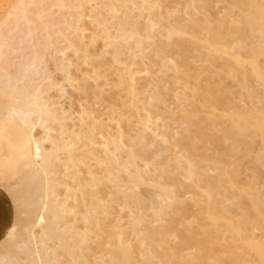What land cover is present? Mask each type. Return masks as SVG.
Masks as SVG:
<instances>
[{
    "label": "rangeland",
    "instance_id": "374dc122",
    "mask_svg": "<svg viewBox=\"0 0 264 264\" xmlns=\"http://www.w3.org/2000/svg\"><path fill=\"white\" fill-rule=\"evenodd\" d=\"M117 1L33 0V3H30L29 0H24L20 5V9H26L25 16L22 17V13L10 9L8 0H0V193L8 202L10 225L0 239V264H33L35 260L36 264H46L49 261L53 262L51 264L57 261L55 264H78L77 259H82L78 261L79 264H116L120 257L117 251V244L120 241L125 243L126 247L130 246L132 258L135 257L133 260L140 264L142 257L138 253L141 247L144 248L143 244L148 242L141 243V237L144 234L145 237L151 236L153 232H161L160 229L166 230L164 237L167 239L165 238L164 246L169 250L179 251L178 256H182L177 260L190 257L196 260L194 264H264L260 254L252 246L256 244L264 247V0H252V3L251 0H197L202 2L145 0L146 3L142 0V2L137 0L140 3L136 0H120L118 3ZM150 9L155 13L154 16ZM125 10H128L127 13L131 11V14L133 11L134 18L131 14L130 16L131 20H134L135 31H132L133 28L125 27L127 29L122 34L124 27L120 25L128 15L127 13L125 15ZM203 22L210 26L205 31H198V26L203 25ZM135 26L139 28L136 29ZM170 28H173L176 34L167 36ZM138 30L141 33H137ZM136 35L139 37L141 35L142 38L134 37ZM197 36L199 38H196ZM107 37L111 42L115 40L114 44L108 41ZM138 43H143L139 44L141 48ZM152 43L157 47L154 48ZM119 45L124 46L121 47L122 51ZM177 45L181 46V52ZM159 46H163V51L159 52V49H162ZM84 48L86 52L83 50L85 54H82ZM166 48L171 50L166 52ZM114 50L117 51L114 53ZM254 68L259 71L260 76L254 73ZM134 92L137 97L133 95ZM29 102L31 106H28ZM25 105L27 109L24 108ZM10 106L15 112L17 109L19 116L16 113L10 118L7 117ZM20 107L24 108V111ZM41 111L42 114L47 113V119L50 120L41 121L38 116L41 115ZM50 114L52 119L49 117ZM53 114L57 116L55 121ZM29 120L34 123L31 138L34 142V138L37 137L35 141H39L38 147L34 145L36 142L32 143L30 133L23 124ZM91 120L96 121L97 125L100 124L103 131L101 128L98 129L99 125L97 129L95 128L97 125H94L93 129L96 130L92 129L95 133L91 136L93 140L96 137L94 140L96 143L91 146L92 149L91 147L83 149L82 146H85L83 143L87 141L82 138L81 133L88 130L84 125L92 122ZM118 128L124 131L123 139L127 140L125 142L122 139L123 152L119 149L116 151L112 146L115 142L110 143L111 145L108 142L116 135L113 140H118L120 137V133L116 134ZM15 131L20 133V146L13 136ZM64 131L67 134H64L66 133ZM78 131H81L80 134H77ZM104 134H109L110 137H107L109 139L104 140L107 136L104 137ZM74 140L78 141V144ZM106 140H108L106 145L111 146H106L109 148L107 152L105 151L107 148L103 149ZM132 143L135 144L132 146ZM78 146L80 148H77ZM17 147L18 150L15 151ZM75 147L78 150L76 153ZM99 147L105 153L112 151L111 153L114 152L115 156L119 157V160H116L120 162L119 165L118 163L116 167L109 165L114 170L108 168V162L104 163L105 155ZM115 147L118 146L115 144ZM35 148H40L39 153L52 154V158L48 156L52 167L43 168L46 162L44 165L42 154H37ZM70 148L75 149L73 153L71 152L72 156ZM129 148L132 151L134 149L131 152L136 158L134 162L130 160ZM120 151L122 154H116ZM84 153H87L86 156ZM93 155H98V159ZM182 155L186 161L182 159L184 158ZM70 156V160L73 158L71 162ZM81 156L86 159H82ZM78 157L82 160L76 161ZM99 159L105 165L102 166L100 162H98L100 165L96 164L94 160ZM187 162L193 171L189 174L193 179L188 178V168L184 166ZM96 165L104 169L106 167L108 169L105 170L111 172L105 174ZM135 167L140 175L136 174L138 171ZM45 168L48 171L43 170ZM38 173L43 177L45 175L46 180L51 179L52 183L48 181L49 185L55 182L53 189L56 193L50 188L53 186L51 185L46 196L53 190L55 194H50L57 196L54 197L58 198L57 202L50 195L53 203L49 201V197L45 200L42 195L40 197L38 193L35 194L38 192L36 188L40 191L38 186L31 189L32 184H36L35 177ZM90 173L94 174L93 177L103 178L100 184L104 181V186L101 185L100 188L97 183L99 181H96L97 187L94 182V186L87 189V192L92 191L91 197L86 188L80 191V187L78 188L80 183L82 186L84 182H90L92 177ZM75 174L79 178L74 179ZM111 174L115 178L110 177ZM21 177L28 182L27 184L24 182L26 190L29 189L28 192L33 190L34 194L33 191L24 194L26 190L25 186L22 187ZM31 180L34 183H30ZM115 181L116 185L119 181L122 187H117ZM29 184L31 188L28 187ZM88 185L85 184L84 187ZM158 186L166 187L173 197L170 196L171 200H166L172 207L162 216L156 214L162 201L160 197L163 198L157 189ZM94 190L96 192H93ZM100 192L104 194L101 193L100 196ZM94 194L97 199L93 198ZM87 195L91 202L89 198L87 202L85 201ZM94 199L102 206L96 202L97 205ZM85 202H89V206ZM61 204L62 210L63 207L65 211L68 210L62 214L66 215L68 212L69 214L67 217H59L61 220L56 221L55 213L52 214L50 209L53 210L54 206L56 209ZM83 204L85 205L82 206ZM28 206L30 213L27 210ZM31 209L37 210L33 212ZM89 213L93 214L90 218ZM70 214L71 216L74 214L75 217H70ZM86 216L90 222L94 219L92 225ZM46 219L52 222H46ZM50 224L57 227L51 225L52 227L48 228ZM84 224L90 225L85 227ZM71 226L74 229L69 228ZM2 228L0 225V231ZM64 229L67 232H63ZM58 231L60 235L54 233ZM167 231H170V235ZM42 232L46 233V236ZM81 233V236L84 235L83 240L86 238L88 240L85 244L83 240H79ZM74 237L79 242L76 243ZM155 237L152 235L149 241ZM72 241L78 247H73L75 244ZM131 246L136 247L135 250ZM80 247L83 252L82 249L78 250ZM153 249V252L156 250L155 254L162 255L159 257L162 262V258H165L164 248ZM196 252L199 255L203 253L201 258ZM77 253L81 255L78 257ZM194 255H198L199 263L197 256Z\"/></svg>",
    "mask_w": 264,
    "mask_h": 264
},
{
    "label": "bare ground",
    "instance_id": "6f19581e",
    "mask_svg": "<svg viewBox=\"0 0 264 264\" xmlns=\"http://www.w3.org/2000/svg\"><path fill=\"white\" fill-rule=\"evenodd\" d=\"M29 1H30V3H33V0H29ZM119 1H120V0H118L117 3H118ZM128 1H129V0H128ZM136 1H137V0H136ZM140 1H141V0H140ZM142 1H143V3L145 2V0H142ZM142 1H141V2H142ZM146 1H147V0H146ZM154 1H155V0H154ZM173 1H174V0H173ZM173 1L171 0L170 2H173ZM87 2H88V1H87ZM112 2H114V1H112ZM125 2H127V1H125ZM134 2H135V1H134ZM137 2H139V1H137ZM152 2H153V1H152ZM156 2H157V1H156ZM161 2H164V1L162 0ZM166 2H167V1H166ZM170 2H169V4H170ZM192 2H194V1H192ZM196 2H202V1H197V0H196ZM8 3H9L8 6L10 7L11 10H13L14 12L22 13V14H21L22 17L25 16L24 13L26 12V11H25L26 9H20V5H22V4L24 3V0H8ZM130 3H131V2H130ZM139 3H140V2H139ZM145 3H146V2H145ZM251 3H252V0H251ZM188 4H189V3H188ZM195 4H196V3H195ZM108 5H109V4H108ZM114 5H115V4H114ZM143 5H144V4H143ZM146 5H147V4H146ZM174 5H177V4H174ZM180 5H181V4H180ZM36 6H37V5H36ZM118 6H119V5H118ZM125 6H126V5H125ZM131 6H132V4H131ZM164 6H165V5H164ZM192 6H194V5H192ZM106 7H107V6H106ZM180 7H182V6H180ZM198 7H199V6H198ZM198 7H197V10H199ZM116 8H117V7H116ZM153 8H154V7H153ZM202 8H204V7H202ZM104 9H105V7H104ZM104 9H103V10H104ZM109 9H110V8H109ZM117 9H118V8H117ZM154 9H155V8H154ZM180 9H182V8H180ZM99 10H100V9H99ZM99 10H98V11H99ZM101 10H102V9H101ZM110 10H111V9H110ZM113 10H114V9H113ZM147 10H148V9H147ZM150 10L152 11V15L155 14V13H153V10H152V9H150ZM255 10H256L257 12L259 11V10H257V8H256ZM108 11H109V10H108ZM108 11H107V12H108ZM116 11H117V10H116ZM127 11H128V10H127ZM127 11L125 10V15H126ZM135 11H136V10H135ZM137 11H138V10H137ZM155 11H156V10H154V12H155ZM161 11H163V10H161ZM182 11H183V10H182ZM185 11H186V10H185ZM185 11H184V13H185ZM195 11H196V10H195ZM199 11H200V10H199ZM112 12H113V11H112ZM130 12H131V11H130ZM130 12L127 13V14H128V15H127L128 18L125 16L126 19L123 20V22H122L121 25H120V26L124 27V29L122 28V29H123V31H122L123 33H122V34H124V31L127 29V28L125 29V27H129V28H131V29L134 27V26H133V21H134V20H133V21L131 20V16H130L131 13H130ZM157 12H158V11H157ZM159 12H160V11H159ZM171 12H172V11H171ZM108 13H109V12H108ZM134 13H135V12H134ZM136 13H137V12H136ZM143 13H144V12H143ZM143 13H142V14H143ZM148 13H149V12H148ZM162 13H163V12H162ZM187 13H188V11H187ZM201 13H202V11L200 12V14H201ZM99 14H101V13L99 12ZM99 14H98V15H99ZM102 14H103V13H102ZM146 14H147V13H146ZM192 14H193V13H192ZM197 14H198V13H197ZM197 14H194V15H197ZM203 14H204V13H203ZM77 15H79V14H77ZM82 15H83V14H82ZM131 15L133 16V11H132V14H131ZM136 15H137V14H136ZM159 15H160V14H159ZM163 15H164V13H163ZM163 15H162V17L164 18L165 16H163ZM168 15H169V13H168ZM168 15H167V16H168ZM170 15H171V13H170ZM79 16H80V15H79ZM123 16H124V15H123ZM149 16L151 17V15H149ZM153 16H154V15H153ZM156 16H157V14H156ZM76 17H77V16H76ZM81 17H82V16H81ZM139 17H140V16H139ZM122 18H123V17H122ZM129 18H130V20H129ZM133 18H134V16H133ZM153 18H154V17H153ZM159 18H160V16H159ZM159 18H158V19H159ZM166 18H168V17H166ZM204 18H205V17H204ZM144 19H145V18H144ZM74 20H75V19H74ZM138 20H139V18H138ZM146 20H147V19H146ZM154 20H155V19H154ZM205 20H206V19H205ZM209 20H210V19H209ZM211 20H212V19H211ZM116 21H118V20H116ZM130 21H132V22H130ZM136 21H137V20H136ZM136 21H135V22H136ZM151 21H152V20H151ZM155 21L157 22V18H156ZM97 22H98V21H97ZM182 22H183V21H182ZM142 23H143V22H142ZM144 23H145V22H144ZM179 23H180V22H179ZM184 23H185V22H184ZM192 23H193V21H192ZM203 23H204V22H203ZM213 23H214V22H213ZM70 24H71V23H70ZM119 24H120V23H119ZM134 24H135V23H134ZM146 24H147V23H146ZM148 24H150V26H151V23L148 22ZM182 24H183V23H182ZM197 24H198V22H197ZM71 25H72V24H71ZM73 25H74V24H73ZM77 25H78V24H77ZM110 25H111V24H110ZM114 25L116 26V23H115ZM195 25H196V24H195ZM214 25H216V24H214ZM74 26H75V25H74ZM120 26H118V27H120ZM150 26H148V27H150ZM152 26H153V25H152ZM166 26H167V25H166ZM170 26H171V25H170ZM175 26H176V25H175ZM175 26H174V27H175ZM193 26H194V25H193ZM208 26H210V25H208ZM208 26H207V23H204L203 25L201 24L200 27L198 26V29H199V30H198L197 28H194V29H196V30H198V31H202V30L205 31V30L207 29ZM221 26H222V25H221ZM102 27H103V26H102ZM107 27H109V26H107ZM107 27H106V28H107ZM118 27H117V28H118ZM135 27H136V29H138V28L140 27V25H139V27H138V26H135ZM137 27H138V28H137ZM148 27H147V28H148ZM168 27H169V26H168ZM172 27H173V26H172ZM174 27H173V28H174ZM262 27H263V26L261 25V28H262ZM103 28H104V27H103ZM111 28H112V27H111ZM120 28H121V27H120ZM147 28H146V29H147ZM151 28H152V27H151ZM173 28H172V29L170 28L169 31H167V33H168L167 36H170V35H172V34H176L175 31H174L175 28H174V29H173ZM210 28H211V27H210ZM218 28H219V27H218ZM218 28H217V29H218ZM222 28H223V27H222ZM72 29H73V28H72ZM76 29H77V28H76ZM104 29H105V28H104ZM131 29H130V30H131ZM176 29H177V27H176ZM176 29H175V30H176ZM263 29H264V27H263ZM74 30H75V29H74ZM128 30H129V29H128ZM142 30H143V28H142ZM167 30H168V29H167ZM192 30H193V29H192ZM218 30H219V29H218ZM218 30H217V31H218ZM261 30H262V29H261ZM77 31H78V30H77ZM116 31H117V30H116ZM118 31H119V30H118ZM120 31H121V29H120ZM132 31H135V28H133ZM140 31H141V29H140ZM140 31L138 30L137 33L140 32ZM148 31H149V29H148ZM151 31H152V29H151ZM193 31H194V30H193ZM198 31H197V32H198ZM262 31H263V30H262ZM79 32H80V31H78V33H79ZM110 32H111V31H110ZM152 32H153V31H152ZM219 32H220V31H218V33H219ZM221 32H222V31H221ZM107 33H108V32H107ZM126 33H127V32H126ZM128 33H129V32H128ZM131 33H132V32H131ZM137 33H134V34H137ZM140 33H141V32H140ZM140 33H139V34H140ZM142 33H143V32H142ZM144 33L146 34L147 32H144ZM149 33H150V32H149ZM160 33H161V32H160ZM160 33H158V34H160ZM165 33H166V32H165ZM167 33H166V34H167ZM216 33H217V32H216ZM218 33H217V34H218ZM224 33H225V32H224ZM75 34L79 36L80 33L77 34L76 31H75ZM134 34H133V35H134ZM156 34H157V33H156ZM211 34H213V33L211 32ZM219 34H220V33H219ZM116 35H117V34H116ZM141 35L143 36V34H141ZM141 35H140V37H141ZM193 35H194V34H193ZM221 35H222V34H221ZM221 35H220V36H221ZM105 36H106V35H105ZM107 36H108V35H107ZM118 36H120V35H118ZM118 36H117V37H118ZM126 36H127V35H126ZM126 36H124V37H126ZM144 36H145V35H144ZM144 36H143V37H144ZM157 36H158V35H157ZM195 36H196V34H195ZM216 36H217V35H216ZM109 37H110V34H109ZM109 37H107V38H108V41L111 39V37H110V39H109ZM120 37L122 38V36H120ZM134 37H136V38H137V37L140 38L139 35H136V36H134ZM151 37H152V36H151ZM158 37H159V36H158ZM222 37H223V36H222ZM126 38H127V37H126ZM126 38H125V40H126ZM141 38H142V37H141ZM146 38H147V36H146ZM149 38H150V37H149ZM193 38H194V37H193ZM196 38H199V37L197 36ZM203 38H204V37H203ZM113 39H114V38H113ZM113 39H112V40H113ZM116 39H117V38H116ZM151 39H152V38H151ZM122 40H124V38H123ZM166 40H167V39H166ZM216 40H218V37H217ZM220 40H222V39L220 38ZM224 40H225V39H224ZM224 40H223V41H224ZM114 41H115V40H114ZM114 41L111 42V40H110V42H111L112 44H114V43H113ZM135 41H138V40L135 39ZM161 41H162V40H161ZM200 41H201V40H200ZM110 42H109V45H110ZM139 42H140V40H139ZM142 42H143V41H142ZM159 42H160V41H159ZM135 43H136V42H135ZM135 43H134V44H135ZM168 43H170V42H168ZM171 43H172V42H171ZM191 43H192V42H191ZM118 44H119V43H118ZM120 44H121V43H120ZM139 44L142 45L143 43H138V45H139ZM152 44H153V43H152ZM155 44H156V43H155ZM162 44H163V43H161V45H162ZM115 45H116V44H115ZM153 45H154V44H153ZM159 45H160V44H159ZM169 45H170V44H169ZM191 45H192V44H191ZM80 46H82V45H80ZM116 46H117V45H116ZM119 46H120V45H119ZM148 46H149V43H148ZM150 46H151V44H150ZM163 46L165 47V44H164ZM163 46H159V47H162V49H159V52H161V50L163 51ZM171 46H172V45H171ZM171 46H170V47H171ZM83 47H84V46H83ZM113 47H115V46L113 45ZM121 47L123 48L124 46H120V47H119L120 50L122 51L123 49H121ZM139 47H140V45H139ZM139 47H138V48H139ZM141 47H142V46H141ZM141 47H140V48H141ZM153 47L156 48L157 46L154 45ZM159 47H158V48H159ZM177 47L180 49L181 46L179 47V46L177 45ZM183 47H184V46H183ZM116 48H118V47H116ZM126 48H127V47H126ZM128 48H130V47H128ZM132 48H133V47H132ZM134 48H135V47H134ZM140 48H139V49H140ZM168 48H169V47H168ZM175 48H176V46H175ZM185 48H186V47H185ZM166 49H167V48H166ZM83 50L85 51V48L82 49L81 52H84ZM120 50H118V52H120ZM132 50H133V49H132ZM132 50H130V51H132ZM169 50H171V48H170ZM169 50L167 49L166 52H169ZM174 50L176 51V49H174ZM79 51H80V50H79ZM115 51H117V50H114V53H115ZM156 51H158V50L156 49ZM175 51H174V52H175ZM179 51L181 52V49H180ZM198 51H199V50H198ZM213 51L216 52L217 50H213ZM85 52H86V51H85ZM85 52L82 53V54H85ZM164 52H165V51H164ZM191 52H193V50H192ZM176 53H177V52H176ZM178 53H179V52H178ZM118 54H119V53H118ZM130 54H131V53H130ZM156 54H157V53H156ZM164 54H165V53H164ZM170 54H171V52H170ZM182 54H183V53H182ZM135 55H136V54H135ZM166 55H167V54H166ZM87 56H88V55H87ZM131 56H132V55H131ZM160 56H161V58H162V55H160ZM114 58H116V57H114ZM143 58H144V57H143ZM158 58H159V57H158ZM162 59H163V58H162ZM164 59H165V58H164ZM115 61H116V60H115ZM236 62L238 63V61H236ZM254 73H255L257 76H260V75H259V71H257L256 68H254ZM120 78H121V77H120ZM95 79H96V78H95ZM123 79H124V78H123ZM96 82H97V81H96ZM139 85H140V84H139ZM130 86H131V85H130ZM130 86H129V87H130ZM134 86H135V85H134ZM134 86H133V88H134ZM142 87H143V86H142ZM146 87H147V86H146ZM95 88H96V87H95ZM95 90H96V89H95ZM92 91H93V90H92ZM133 91H134V90H133ZM136 91H138V90H136ZM83 92H85V91H83ZM88 92H89V91H88ZM90 92H91V90H90ZM100 92H101V91H100ZM92 93H94V92H92ZM129 93H132V92H129ZM83 94H85V93H83ZM83 94H82V96H83ZM139 94L142 95L143 93H139ZM145 94H147V93H145ZM86 95H87V94H86ZM91 95H92V94H91ZM128 95H129V94H128ZM131 95H132V94H131ZM133 95L136 96L135 92H134ZM143 95H144V94H143ZM84 96H85V95H84ZM77 97H78V96H77ZM136 97H137V96H136ZM79 98H80V97H79ZM84 98H85V97H84ZM99 98H100V97H99ZM127 98H128V97H127ZM40 99H41V98H40ZM40 99H39V101H40ZM85 99H86V98H85ZM136 99H137V98H136ZM77 100H78V99H77ZM79 100H80V99H79ZM87 100H88V99H87ZM129 100H130V99H129ZM11 101H12V100H11ZM13 101H14V100H13ZM18 101H19V100H18ZM41 101H42V100H41ZM134 101H135V100H134ZM16 102H17V101H16ZM23 102H24V101H23ZM37 102H38V101H37ZM96 102H97V101H95V103H96ZM124 102H125V101H124ZM130 102H131V100H130ZM12 103H13V102H12ZM12 103H11V104H12ZM29 103H30V102H29ZM97 103H98V102H97ZM18 104H19V103H18ZM22 104H23V103H21V106H23ZM33 104H34V103H33ZM35 104L37 105L36 102H35ZM35 104H34V105H35ZM43 104H44V103H43ZM121 104H122V103H121ZM138 104H139V103H137V105H138ZM9 105H10V104H9ZM39 105H41V103H39ZM5 106H6V105H5ZM12 106H13V105H12ZM28 106H31V103H30V105H28ZM84 106H85V105H84ZM84 106H83V107H84ZM99 106H101V104H100ZM135 106H136V105H135ZM14 107H15V106H14ZM25 107H26V105L24 106V108H25ZM38 107H39V106H38ZM42 107H43V106H42ZM81 107H82V106H81ZM151 107H152V105H151ZM6 108L8 109V107H6ZM12 108H13V107H12ZM12 108H11V106H10L9 111H8L9 114H8L7 117L10 118V117L16 115V113H17V116H19V114H18V112H17V109H16V112H15L14 110H12ZM15 108H16V107H15ZM20 108H21V107H20ZM20 108H19V109H20ZM24 108H21V110H23ZM28 108H29V107H28ZM43 108H44V107H43ZM86 108H87V107H86ZM122 108H123V107H122ZM130 108H131V107H130ZM10 109H11V110H10ZM26 109H27V107H26ZM125 109H126V108H125ZM146 109H147V108H146ZM49 110H50V109H49ZM49 110H48V112H49ZM54 110H55V109H54ZM54 110H53V111H54ZM111 110H112V109H111ZM127 110H128V108H127ZM23 111H24V110H23ZM39 111H40V110H39ZM42 111H43V110H42ZM42 111H41V115H38L40 118H39V117H38V118H39L40 120H41V119H42V120H43V119L50 120L49 118L47 119V117H48V115L46 116L47 113L42 114ZM51 111H52V110H51ZM51 111H50V113L52 114L53 111H52V112H51ZM82 111H83V110H82ZM121 111H122V110H121ZM123 111H124V110H123ZM125 111H126V110H125ZM149 111H150V110H149ZM29 112H30V111H29ZM31 112H32V111H31ZM46 112H47V110H46ZM90 112H92V111H90ZM110 112H111V111H110ZM39 113H40V112H39ZM53 113L56 114V112H53ZM87 113H88V112H87ZM150 113H151V111H150ZM22 114H23V113H22ZM29 114H30V113H29ZM51 114H50V115H51ZM55 114H53V115L55 116ZM84 114H85V113H84ZM111 114H112V113H111ZM122 114H123V113H122ZM42 115H44L45 117L43 116V118H42ZM56 115H57V114H56ZM96 115H97V114H96ZM149 115H150V114H149ZM22 116H23V115H22ZM32 116H33V115H32ZM32 116H31V117H32ZM35 116H36V115H35ZM83 116H85V115H83ZM83 116H82V117H83ZM88 116H90V114H89ZM92 116H93V115H92ZM98 116H99V115H98ZM26 117H27V116H26ZM31 117H30V119H32ZM49 117H51V119H52V115L49 116ZM96 117H97V116H96ZM104 117H105V116H104ZM19 118H20V117H19ZM38 118H37V121H38ZM80 118H81V117H80ZM90 118H91V116H90ZM108 118H109V117H108ZM21 119L24 120V118H21ZM53 119H54V121H55V119L57 120V116H55V118L53 117ZM81 119H82V118H81ZM92 119H93V118H92ZM97 119H98V118H97ZM22 120H21V121H22ZM40 120H39L38 122H40ZM42 120H41V121H42ZM46 120H45V121H46ZM88 120H90V119L88 118ZM185 120H186V119H185ZM33 121H34V120H33ZM52 121H53V120H52ZM82 121H83V120H82ZM91 121H92V122H89V123H91V124L87 123V124H89V126H88L87 124L84 125V126L87 127V129H88L89 131L86 130V132H83V131H82V133H81V135L83 134L82 138H83L84 140L87 141V142H85V143L82 142V143L85 145V146H82L83 149H84V147H86V148L89 147V148H90L93 144L95 145V143H96V141H95V143H94V140H95V138H96V137H95V134H93V136L95 137L94 140H93V137L91 136L92 133H95V131H93V130H96L97 127H98V125H99V128H98V129H100V128H101V130L103 129L102 127H100V124H98V125L95 124L96 121H95V122H93V120H91ZM99 121H100V120H99ZM80 122H81V121H80ZM80 122H79V123H80ZM85 122H86V121H85ZM100 122H102V121H100ZM184 122H185V121H184ZM42 123H43V122H42ZM103 123H104V122H103ZM186 123H187V122H186ZM21 124H22V122H21ZM23 124L25 125V128L27 129L26 131H28V132L30 133V138H31V135H32V132H33V127H34L33 125H34V123H32V122L29 120V121H25ZM35 124H36V123H35ZM84 124H85V123H84ZM188 124H189V123H188ZM44 125H45V123H44ZM76 125H77V124H76ZM78 125H79V124H78ZM94 125H95V126L97 125V126L95 127ZM40 126H42V124H40ZM81 126H83V125L81 124ZM105 126H106V124H105ZM115 126H116V125H115ZM131 126H132V125H131ZM94 127H95L96 129H93ZM118 127H119V126H118ZM121 127H123V126H120V128H121ZM43 128H44V126H43ZM45 128H46V126H45ZM82 128H85V127H82ZM106 128H107V127H106ZM263 128H264V127H263ZM92 129H93V130H92ZM127 129H128V128H127ZM130 129H131V128H130ZM34 130H35V129H34ZM74 130H75V129H74ZM77 130H79V129H77ZM77 130H76V131H77ZM101 130H100V133L103 131V130H102V131H101ZM105 130H106V129H105ZM107 130H108V129H107ZM119 130H120V129L118 128V130H117V132H116V134L120 133V134H119L120 137L117 138L118 140H113L114 138L117 137V135L115 134L116 137L114 136V138L112 139L113 142H112L111 139H110L111 141H108V140H106L105 142L102 141V144H103V142H104V144H105V145L103 146V149L107 148V147H106L107 145H108L109 147H111L110 145L113 144V143L115 142L112 146H114V148L116 149V151H117L118 149L121 150V148H122V146H123V145H122L123 140H124L125 142H126L127 140H126V139H123V132H124V131L120 130V132H119ZM183 130H184V129H183ZM183 130H182V131H183ZM125 131H126V130H125ZM132 131H134V130H132ZM138 131H139V130H138ZM138 131H137V132H138ZM64 132H66V131H64ZM80 132H81V131H80ZM80 132L78 131L77 134H80ZM121 132H122V133H121ZM135 132H136V130H135ZM90 133H91V134H90ZM64 134H67V132L64 133ZM77 134L74 135V136L76 137ZM88 134H89L90 136H88ZM35 135H36V134H35ZM81 135H79V136H81ZM98 135H99V134H98ZM101 135H102V134H101ZM105 135H107V136H106V138H104V140H105V139H109V138H107V137L109 136V134H104L103 136L105 137ZM119 135H118V136H119ZM127 135H128V134H127ZM32 136H33V135H32ZM61 136H63V134H61ZM184 136H186V135H184ZM75 137H74V138H75ZM99 137H100V136H99ZM109 137H110V136H109ZM142 137H143V136H142ZM142 137L140 136V138H142ZM152 137H153V136H152ZM35 138H37V137H35ZM35 138H34V142H36V143H35L34 145H35V147H36V146H37V142L39 143V141H35ZM46 138H47V137H46ZM77 138H78V137H77ZM124 138H125V137H124ZM181 138H182V137H181ZM38 139H39V138H38ZM122 139H123V140H122ZM32 140H33V138H31V141H32ZM39 140H40V139H39ZM75 140H79V139H75ZM75 140H74V142H76V143L78 144V141H75ZM84 140H83V141H84ZM97 141H99V140H97ZM107 141L109 142V144H110V143H111V144H110V145H109V144L106 145ZM181 141H182V140H181ZM34 142L32 141V143H34ZM52 142H53V141H52ZM121 142H122V143H121ZM135 142H136V141H135ZM139 142H140V141H139ZM154 142H155V141H154ZM76 143H75V144H76ZM80 143H81V141H80ZM149 143H150V142H149ZM99 144H100V143H99ZM115 144H116L118 147H115ZM134 144H135V143H132L131 145L133 146ZM38 145H39V144H38ZM120 145H121V147H120ZM124 145H127V144L124 143ZM37 147H38V146H37ZM101 147H102V146H101ZM101 147H99V149H102ZM104 147H105V148H104ZM119 147H120V148H119ZM77 148H80V146H78ZM77 148L75 147L76 150H77ZM82 148L80 149V151H82ZM114 148H113V149H114ZM134 148H136V147L134 146ZM144 148H145V147H144ZM39 149H40V148H39ZM39 149H38V148H35V150H36L37 152H38ZM72 149H73V148H72ZM72 149L70 148V151H69L71 156H72V153H73L74 150H75V149H73V151H71ZM91 149H92V147H91ZM95 149H96V148H95ZM103 149H102V151H103ZM108 149H109V148L105 149V151H106V150L109 151ZM129 149L131 150V148H129ZM76 150H75V153L78 152V150H77V151H76ZM97 150H98V149H97ZM122 150L124 151V147L122 148ZM122 150H121V151H122ZM41 151H42V150H41ZM84 151H85V150H84ZM99 151H101V150H99ZM107 151H106V152H107ZM121 151H120L119 153H116V154H118V155H120V153L122 154L123 151H122V152H121ZM133 151H134V149H133ZM133 151H132V150L130 151V157H131L130 160H132V161L134 162V158H135V156H133V154L131 153V152H133ZM184 151H185V150H184ZM71 152H72V153H71ZM86 152H87V151H86ZM90 152H91V151H90ZM96 152H97V151H96ZM96 152H95V153H96ZM111 152H112V151H111ZM111 152L105 153V152L103 151V153H104L103 155H105V158H104V159L106 160V162H104V163H107V162H108V166H109V165H112V166L114 165V167H116L115 165H117V163H118V165L120 164L119 161H118V162L116 161L117 159L119 160V157H117V155L115 156V153H114V152H113V153H111ZM128 152H129V151H128ZM142 152H143V151H142ZM146 152H147V151H146ZM45 153H46V152H45ZM110 153H111V154H110ZM124 153H125V152H124ZM138 153H139V151H138ZM138 153L136 152V154H138ZM37 154H40V155H41L42 153H39V152H38ZM43 154H44V152H43ZM43 154L41 155V156L43 157V159H44V161H43L44 163H43V164L45 165V162H46V165L43 166V168L46 167V168L48 169V166L52 167L51 159H49V157L52 158V156H51L52 154H49V153H48L47 155L44 154L45 156H43ZM84 154H85V156H86L87 153H84ZM96 154H97V153H96ZM98 154H100V153H98ZM136 154H134V155H136ZM182 154H183V153H182ZM185 154H186V153H185ZM77 155H78V154H77ZM88 155H89V153H88ZM103 155H102V156H103ZM131 155L133 156V158H132ZM142 155H143V154H142ZM48 156H49V157H48ZM71 156L69 157V160L71 159ZM75 156H76V155H75ZM83 156H84V155H83ZM83 156H81L82 159H84V158L86 159V157L83 158ZM91 156H92V155H91ZM93 156H95V155H93ZM97 156H98V155H97ZM97 156H95V157H97ZM182 156H184V155H182ZM73 157H74V155H73ZM95 157H94V158H95ZM120 157H121V156H120ZM45 159H46V160H45ZM77 159H78V160H82L81 158L79 159V157L76 158L75 160L77 161ZM95 159H96V158H95ZM97 159H98V157H97ZM135 159H136V158H135ZM182 159H184V160L186 161L185 156H184V158L182 157ZM71 161H73V158H72V160H70V162H71ZM76 161H75V162H76ZM83 161H84V160H83ZM94 161L96 162V164H99L98 162H100L101 165L103 164V163H102L103 161L101 162L100 159H99V160H94ZM115 161H116V162H115ZM135 161H136V160H135ZM188 161H189V160H188ZM75 162H74V163H75ZM133 162H132V163H133ZM76 163H78V162H76ZM121 163H122V162H121ZM130 163H131V162H130ZM49 164H50V165H49ZM188 164H189V163L187 162V164H185L184 166H185L186 168H188V178L191 179L192 177H191V175H189V174H192L193 171H192L191 168L188 166ZM76 165H77V164H75V166H76ZM99 165H100V164H99ZM99 165H96V166L99 167ZM103 165H105V164H103ZM103 165H102V166H103ZM123 165H125V164H123ZM131 165H134V164H131ZM90 166H91V165H90ZM106 166H107V165H106ZM112 166H109L108 168H110V169L112 170V169H113ZM50 167H49V168H50ZM87 167H88V166H87ZM111 167H112V168H111ZM122 167H124V166H122ZM29 168H30V167H29ZM46 168L43 169V170H47ZM88 168H90V167H88ZM99 168H101V167H99ZM108 168L105 167L106 170H107ZM117 168H119V166H117ZM117 168H116V169H117ZM50 169H51V168H50ZM50 169H49V171H50ZM92 169H93V168H92ZM102 169H104V167H102L101 170H100V169H99V170H100V171H103L105 174H109V172H111V171L107 172L105 169H104L105 171L102 170ZM110 169H109V170H110ZM130 169H131V168H130ZM84 170H85V169H84ZM113 170H114V169H113ZM135 170H137V167H135ZM47 171H48V170H47ZM47 171H45V172L43 171V173H46ZM75 171H77V170H75ZM75 171H74V172H75ZM87 171H89V170L87 169ZM137 171H138V170H137ZM78 172H79V170H78ZM78 172H77V173H78ZM81 172H82V170H81ZM113 172H114V171H113ZM134 172H136V171H134ZM43 173H42V174H43ZM38 174H39V173H38ZM38 174H37V175H38ZM40 174H41V173H40ZM40 174H39L38 176L36 175V177H35V178H37V179H36V180H37V181H36V184H37V185H36V184H35V185L32 184V186H31L32 188H31V187H30V184H29L28 187H30L31 189H35V187L33 188V186H36V187L38 186V187L40 188V191L42 190V192H40L39 189L36 188V189L38 190V192H36L35 194L38 193L39 196L42 195V198H44L45 200L48 199V197H49V195H50L51 198L54 199V200L56 201L58 198L55 199L54 197H57V196H56V195L53 196V194H50V193H54V192H55V189H53L54 186H55V184H54L55 182H54L53 184H50V185H49L50 182L52 183L51 179L48 180V178H47V180H46V176L44 175V177H45L44 180H46V182H45V181L43 180L44 177H43L42 175H40ZM82 174H83V173H82ZM85 174H86V173H85ZM134 174H135V173H134ZM136 174L138 175V174H139V171H138V173L136 172ZM78 175H79V174H78ZM91 175H92V174L90 173V176H91ZM93 175H94V174H93ZM93 175H92L91 179L93 180V178H96V180L91 181V179H90V182H88V183H85V182H84L82 186H81L82 183L79 182V183H80V184H79L80 186L78 185V188L80 187L79 191H80V190H84V189L86 188L85 190H86V192H87V189H88V188L91 189V186H94L93 184H95L96 181H99V182H97V183L99 184V188H100L101 185L104 186V183H103L104 181L102 182V184H100V182L102 181L103 178L93 177ZM137 175H135V177H136ZM139 175H140V174H139ZM103 176H104V175H103ZM105 176H106V175H105ZM113 176H114V174H113ZM141 176H142V175H141ZM42 177H43V178H42ZM77 177H78V176H76V174H75V178H74V179H77ZM83 177H84V176H83ZM110 177H112V174H111ZM110 177H108V178H110ZM135 177H133V178L135 179ZM21 178H22V177H21ZM78 178H79V177H78ZM108 178H106V179H108ZM112 178H115V177H112ZM129 178H130V177H129ZM129 178H128V179H129ZM131 178H132V177H131ZM97 179H98V180H97ZM99 179H101V180H99ZM106 179H105V180H106ZM110 179H111V178H110ZM192 179H193V178H192ZM78 180H79V179H78ZM84 180H85V179H84ZM108 180H109V179H108ZM112 180H113V179H112ZM22 181H23V183H22V187L24 188V186H25L28 182L26 183V181L23 180V178H22ZM34 181H35V180H34ZM48 181H50V182H48ZM53 181H54V180H53ZM75 181H76V180H75ZM113 181H114V180H113ZM135 181H136V180H135ZM24 182H25L26 184H25ZM32 182H33V180H31L30 183H32ZM94 182H95V183H94ZM133 182H134V181H133ZM136 182H137V181H136ZM138 182H139V179H138ZM33 183H34V182H33ZM91 183H92V184H91ZM97 183H96V187H97ZM117 183H118V185H116V181H115V185H116L117 187H119V186L122 187V186L120 185V182H119V181H117ZM20 184H21V183H20ZM47 184H48L49 186H48ZM85 184H86V185L89 184V185H88L89 187H88V186H85V187H84ZM51 185H53V186L50 187ZM20 186H21V185H20ZM103 186H102V189H103ZM106 186H108V185H106ZM106 186H105V187H106ZM116 186H115V187H116ZM156 186H157V185H156ZM156 186H155V187H156ZM48 187H50L51 189H53L54 192H52L53 190H52V191L50 190L49 195L46 196V194L48 193V192H47L48 189H50V188H48ZM83 187H84V188H83ZM96 187H94V188L96 189ZM117 187H116V188H117ZM164 187H165V186H164ZM19 188L21 189V187H19ZM23 188H22V191L24 192ZM81 188H83V189H81ZM107 188H108V187H107ZM17 189H18V188H17ZM27 189H28V188H27ZM157 189H158V191L160 192V194L163 196V198L160 197V198L162 199V201H160L161 203L159 202L160 204H159V206H158V210H156V211H157L156 214L162 216V215H165V213H168L167 210H169V209L172 207V205H169L170 203L167 204V202H166L167 199L171 200V199H170V196H171L172 194H171V191H170V190L166 189V187L163 188V187L158 186ZM25 190H26V186H25ZM28 190H29V189H28ZM28 190H26V192L24 193L25 195H26L27 193H32V191H33V190H32V191L28 192ZM56 190H57V188H56ZM96 190H97V189H96ZM99 190H101V189H99ZM103 190H104V189H103ZM103 190H101V191H103ZM106 190H107V189H106ZM17 191H18V190H17ZM20 191H21V190H20ZM23 192H22V193H23ZM34 192H35V191H33V194H34ZM91 192H92L91 190H89V192H87V193H89V196H90V193H91ZM93 192H96V191L94 190ZM155 192H156V191H155ZM40 193H41V194H40ZM42 193H43V194H42ZM55 193H56V192H55ZM55 193H54V194H55ZM80 193H82V192H80ZM101 193H102V192H100V196H101ZM104 193H105V191H104ZM104 193H102V194H104ZM156 193H157V192H156ZM95 194H96V193H95ZM95 194H94V197H93V198H96V199H97V197H95ZM30 195H31L32 197H34L32 194H30ZM81 195H83V194H81ZM84 195H85V194H84ZM84 195H83V196H84ZM96 195H97V194H96ZM98 195H99V194H98ZM22 196H23V195H22ZM79 196H80V195H79ZM89 196L87 195V198H85V201L89 198V201L91 202V198H90V197H91L92 195H91L90 197H89ZM158 196H159V195H158ZM26 197H27V196H26ZM28 197H29V196H28ZM40 197H41V196H40ZM40 197H39V198H40ZM171 197H172V196H171ZM23 198H24V197H23ZM30 198H31V197H29V199H30ZM42 198H41V201H42ZM51 198L49 197V201L52 202ZM172 198H173V197H172ZM26 199H27V198H26ZM35 199H36V198H35ZM44 199H43V202H44ZM80 199H81V198H80ZM80 199H79V200H80ZM96 199H94V200H95V203L97 202ZM161 199H160V200H161ZM27 200H28V199H27ZM54 200H53V201H54ZM83 200H84V199H83ZM134 200H135V199H134ZM169 200H168V201H169ZM23 201H24V200H23ZM25 201H26V200H25ZM32 201H33V199H31V202H32ZM37 201H38V200L36 199V202H37ZM47 201H48V200H47ZM58 201H59V200H58ZM34 202H35V200H34ZM56 202H57V201H56ZM56 202H55V203H56ZM64 202H65V201H64ZM86 202H87V201H86ZM86 202H85V204L88 205L89 202H88V203H86ZM99 202H100V201H99ZM27 203H29V201H28ZM32 203H33V202H32ZM39 203H40V200H39ZM52 203H53V202H52ZM61 203H62V202H61ZM97 203H98V202H97ZM97 203H96V204H97ZM141 203H142V202H141ZM146 203H147V202H146ZM148 203H149V202H148ZM150 203H151V202H150ZM23 204H24V203H23ZM58 204H59V203H58ZM81 204H82V203H81ZM85 204H83L82 206H84ZM98 204H100V203H98ZM98 204H97V205H98ZM173 204H174V203H173ZM179 204H180V203H179ZM179 204H178V205H179ZM27 205H29V204H27ZM27 205H26V206H27ZM37 205H38V204H37ZM65 205H66V204H65ZM65 205H64V206H65ZM92 205H93V204H92ZM144 205H145V204H144ZM24 206H25V204H24ZM33 206H35V204H34ZM51 206H52V205H51ZM56 206H58V205H56ZM61 206H63V204L59 205V206H58L59 208L56 207V209H54V208H55V206H54L53 210L50 209V212H51L52 214H53V213L56 214V212H57L56 216H55V214H54V218L56 219V221H58V219H59V221L61 220L59 217H67V215L69 214V212L66 213V215H65V214H62V212L65 213V212H67L68 210L65 211V209H64L65 207H63V210H62V207H61ZM67 206H68V205H67ZM88 206H89V205H88ZM93 206H94V205H93ZM99 206L101 207L102 205L100 204ZM103 206H105V204H103ZM108 206H109V205H108ZM108 206H107V207H108ZM30 207H32V206H30ZM49 207H50V206H49ZM77 207H78V206H77ZM79 207H80V206H79ZM97 207H98V206H97ZM124 207H125V206H124ZM140 207H141V206H140ZM183 207H184V206H183ZM37 208H38V206H37ZM88 208H90V207H88ZM91 208H92V206H91ZM93 208H94V207H93ZM93 208H92V209H93ZM105 208H106V207H105ZM138 208H139V207H138ZM142 208H143V206H142ZM29 209H30V208H29V206H28V209H27V210H29ZM66 209H68V208H66ZM92 209H90V210H92ZM129 209H130V208H129ZM184 209H185V208H184ZM32 210H33V209H31V211H32ZM34 210H35V212H36L37 209H34ZM34 210H33V212H34ZM61 210H62V211H61ZM94 210H95V209H94ZM139 210H140V209H139ZM133 211H134V210H133ZM33 212H32V213H33ZM70 212H71V210H70ZM73 212H75V211H73ZM29 213H30V210H29ZM87 213H88V212H87ZM172 213H173V212H172ZM37 214H38V212H37ZM46 214H47V213H46ZM61 214H62V215H61ZM152 214H153V213H152ZM60 215H61V216H60ZM63 215H65V216H63ZM88 215H90V216H88V217L90 218L91 215H93V214H90V213H89ZM166 215H169V214H166ZM51 216H52V215H51ZM69 216H70V217L73 216V218L75 217L74 214H73L72 216H71V214H70ZM132 216H134V215H132ZM155 216H156V215H155ZM28 217H29V216H28ZM30 217H32V216H30ZM30 217H29V218H30ZM92 217H94V216H92ZM137 217H138V216H137ZM32 218H33V217H32ZM47 218H49L48 215H47ZM54 218H53V219H54ZM85 218H87V216H86ZM89 218H87V221L89 220V222H90V219H89ZM139 218H140V217H139ZM161 218H162V217H161ZM55 219H54V220H55ZM27 220H28V219H27ZM33 220H34V219H33ZM41 220H42V219H41ZM51 220H52V219H51ZM85 220H86V219H85ZM43 221H45V219H44ZM43 221H42V222H43ZM48 221H50V220H47V219H46V222H48ZM56 221H55V222H56ZM87 221H86V223H87ZM46 222H45V223H46ZM50 222H52V221H50ZM55 222H54V224H56ZM91 222H92V223H91ZM91 222H90V224L92 225L93 222H94V219H91ZM43 223H44V222H43ZM83 223H84V222H83ZM95 223H96V222H95ZM47 224H48V223H47ZM54 224H50V226H49L48 228H51V227H52L51 225L55 226ZM90 224H89V225H90ZM56 225H57V224H56ZM58 225H59V224H58ZM84 225H85V224H84ZM87 225H88V224H87ZM87 225H85V227H86ZM89 225H88V226H89ZM99 226H100V224H99ZM55 227H57V226H55ZM69 228H73V226H71V227H69ZM69 228H67V231H68ZM89 228H90V227H89ZM73 229H74V228H73ZM87 229H88V228H87ZM162 229H163V228H162ZM58 230H59V229H58ZM88 230H89V229H88ZM154 230H155V229H154ZM154 230H153V231H154ZM158 230H159V229H158ZM167 230H168V229H167ZM31 231H32V230H31ZM45 231H46V229H45ZM50 231H51V230H50ZM60 231H61V230H60ZM67 231H65V229H64L63 232H67ZM69 231H70V230H69ZM71 231H73V230L71 229ZM89 231L91 232L92 230H89ZM146 231H147V230H146ZM149 231H150V230H149ZM160 231H161V232H156V233L153 232V234L150 233L151 236L153 235V237H155V236L157 237V239H156V237H155L154 240H150V241H149V239L151 238V236H150L149 234H148L149 236L146 235L147 237H150L149 239L146 238V236L144 237L145 234L141 237V240H140L141 243H144L145 241H146V242L148 241L147 243H144V244H147L148 246L145 247L144 244H143V247H144V248L141 247V251H140V253H138V255H141L140 257H142V259H141L142 262H141L140 264H194V261H196V260H194L193 258H190V257H189V259H180V260H177V258L182 257V256H178V252H179V251H176V250H173V249H172V250H171V249L169 250L168 247L166 248V246H164V244H165V240L167 239L166 237H164V236H165L164 231H166V230L164 229V231H162V230L160 229ZM52 232H53V231H52ZM63 232H62V233H63ZM74 232H75V230H74ZM167 232H168V234L170 233V231H167ZM54 233H58V234L60 235L59 231H58V232H54ZM54 233H53V234H54ZM75 233H76V232H75ZM75 233H74V234H75ZM34 234H35V233H34ZM42 234H44V236H46V235H45L46 233H43V232H42ZM42 234H41V235H42ZM50 234H51V233H50ZM58 234H57V235H58ZM70 234L72 235V233H70ZM76 234H77V233H76ZM83 234H84V233H83ZM116 234H117V233H116ZM135 234H136V233H135ZM137 234H139V233H137ZM168 234H167V235H168ZM28 235H29V234H28ZM30 235H31V233H30ZM77 235H78V234H77ZM81 235H82V233L80 234V238H81V239H79V238H78V239L82 241V240H83L82 237H84V235H83V236H81ZM87 235H88V234H87ZM109 235H110V234H109ZM109 235H108V236H109ZM169 235H170V234H169ZM34 236H35V235H34ZM42 236H43V235H42ZM44 236H43V238H44ZM53 236H54V235H53ZM69 236H70V235H69ZM85 236H86V235H85ZM184 236H185V235H184ZM39 237H40V236H39ZM62 237H63V235H62ZM66 237H67V236H66ZM70 237H71V236H70ZM76 237H77V236H76ZM78 237H79V236H78ZM186 237H187V236H186ZM43 238H42V239H43ZM47 238H48V237H47ZM55 238H56V237H55ZM58 238H59V236H58ZM63 238L65 239V235H64ZM88 238H89V237H88ZM101 238H103V236H101ZM107 238H108V237H107ZM115 238H116V237H115ZM119 238H120V236L118 237V239H119ZM165 238H166V239H165ZM179 238H180V237H178V239H179ZM196 238H197V237H196ZM21 239H22V238H21ZM31 239H33V238H31ZM51 239H53V238L51 237ZM64 239H63V241L66 242L65 240H66L67 238H66L65 240H64ZM73 239L76 241V243L79 242V240L77 241V240L75 239V237H74ZM86 239H87V238H86ZM86 239L83 240V241H84V244L86 243L85 241H88V240H86ZM104 239H106V238H104ZM139 239H140V237H139ZM155 239H156V240H155ZM185 239H186V238H185ZM198 239H199V238H198ZM44 240H46V239L44 238ZM59 240H60V238H59ZM67 240H68V239H67ZM99 240H100V239H99ZM200 240H201V239H200ZM200 240H197V241H200ZM33 241H34V240H33ZM57 241H58V240H57ZM114 241H115V240H114ZM179 241H180V239H179ZM181 241H183V240H181ZM42 242H43V240H42ZM60 242H62V241H60ZM98 242H99V241H98ZM118 242H119V240H118ZM136 242H138V241H136ZM185 242H187V239H186ZM35 243H36V242H35ZM58 243H59V242H58ZM70 243H71V242H70ZM70 243H69V244H70ZM72 243L75 244L73 241H72ZM72 243H71L70 247L73 245ZM111 243H112V242H111ZM138 243H139V242H138ZM193 243H194V242H193ZM23 244H24V243H23ZM43 244H44V242H43ZM87 244H88V242H87ZM180 244H182V243H180ZM200 244H201V243H200ZM34 245H36V244H34ZM39 245H40V244H39ZM58 245L60 246L61 244H58ZM63 245L65 246V244H63ZM77 245H79V244H77ZM117 245H118V250H117V251L119 252V255H120V257L118 258L117 263H119V264H138V263H136L135 260H133V258H135V257L132 258V255H131V252H130V248H129L130 246H129V247H128V246L126 247V246H125L126 244L123 243L122 241H120L119 244H117ZM141 245H142V244H141ZM166 245H167V244H166ZM185 245H186V244L184 243V246H185ZM194 245H195V244H194ZM64 246H63V247H64ZM75 246H76V244L73 245V247H75ZM82 246H83V244L81 243V247H82ZM101 246H102V245H101ZM134 246H135V245H134ZM134 246H131V248L134 247ZM167 246H168V245H167ZM188 246H189V245H188ZM252 246H253L254 249H256V251L260 254L261 259H262L263 262H264V247H263V246H260V245H256V244H254V245H252ZM27 247H28V246H27ZM37 247H38V246H37ZM45 247H46V246H45ZM73 247H71V248L73 249ZM76 247H78V246H76ZM81 247H80L78 250L81 251V249H82ZM87 247H88V246H87ZM91 247H92V245H91ZM103 247H104V246H103ZM106 247H107V246H106ZM115 247H117V246H115ZM139 247H140V245H139ZM157 247L164 248V250H165V251H164V252H165V254H164L165 258H164V259L162 258V260H163L162 262L160 261V260H161V259H160V258H161L160 256H162V255H159L160 253L155 254V253H156V250L154 251L155 253L152 251L153 248H154V249H155V248L157 249ZM182 247H183V245H182ZM182 247H180V248H182ZM29 248H31V247H29ZM29 248H28V249H29ZM49 248H50V247H49ZM49 248H48V249H49ZM89 248H90V247H89ZM135 248H136V247H134L133 250H135ZM201 248H202V247H201ZM28 249H27V251H28ZM76 249H77V248H75V251L77 252L78 250H76ZM92 249H94V248H92ZM144 249H145V250H144ZM154 249H153V250H154ZM17 250H18V248H17ZM31 250H32V249H31ZM109 250H114V249H108V251H109ZM131 250H132V249H131ZM133 250H132V251H133ZM137 250H138V249H137ZM137 250H136V251H137ZM162 250H163V249H162ZM178 250H179V249H178ZM203 250H204V248H203ZM208 250H209V249H208ZM14 251H15V250H14ZM18 251H20V250H18ZM21 251H22V250H21ZM68 251H69V250H68ZM68 251H67V253H68ZM73 251H74V250H73ZM94 251H95V249H94ZM99 251H100V250H99ZM104 251H105V250H104ZM10 252H11V251H10ZM12 252H13V251H12ZM33 252H34V251H33ZM69 252H70V251H69ZM82 252H83V249H82ZM90 252L93 254L92 250H91ZM112 252H114V251H112ZM115 252H116V251H115ZM134 252H135V251H134ZM160 252L162 253V251H160ZM197 252H198V251H197ZM197 252H196V254L199 253V252H198V253H197ZM200 252H203V251H200ZM26 253H27V252H26ZM30 253H31V251H29V255H30ZM37 253H38V252H37ZM39 253H40V252H39ZM106 253H107V252H106ZM109 253H110V252H108L107 254H109ZM13 254H15V253H13ZM27 254H28V253H27ZM54 254H55V253H54ZM74 254H75V253H74ZM74 254H73V255H74ZM79 254H80V253H77L78 257L81 255V254H80V255H79ZM92 254H91V255H92ZM94 254H95V253H94ZM133 254H134V253H133ZM180 254H181V252H180ZM43 255H44V254H43ZM68 255H69V253H68ZM71 255H72V250H71ZM75 255H76V254H75ZM103 255H104V253H103ZM111 255H112V254H111ZM111 255H110V256H111ZM135 255H137V253H135ZM198 255H199V254H198ZM198 255H196L197 257L194 255V256L196 257V259L199 258ZM202 255H203V253H202L201 255H199L200 258H201ZM24 256H25V254H24ZM31 256H32V255H31ZM33 256H35L34 253H33ZM33 256H32V257H33ZM46 256H47V255H46ZM48 256H49V255H48ZM82 256H83V255H82ZM86 256H88V255L86 254ZM86 256H85V257H86ZM22 257H23V256H22ZM25 257H26V256H25ZM43 257H44V256H43ZM57 257H58V256H57ZM57 257H56V258H57ZM78 257H77V258H78ZM93 257H94V256H93ZM111 257H112V256H111ZM140 257H138V259H139ZM159 257H160V258H159ZM192 257H193V256H192ZM38 258H40V255H39ZM51 258H52V257H51ZM77 258H75V259H77ZM80 258H81V257H80ZM80 258H79V259H80ZM82 258H83V257H82ZM86 258H87V257H86ZM100 258H101V257H100ZM103 258H105V256H104ZM114 258H115V257H114ZM34 259H35V258H34ZM49 259H50V258H49ZM54 259H55V258H54ZM87 259H88V258H87ZM89 259H90V258H89ZM91 259H92V258H91ZM105 259H106V258H105ZM110 259H111V258H110ZM138 259H137V261H138ZM165 259H166V260H165ZM20 260H21V259H20ZM43 260H44V258H43ZM56 260H57V259H56ZM81 260H82V259H81ZM81 260H78V259H77V263L79 264V262H80ZM83 260H84V259H83ZM164 260H165V261H164ZM31 261H32V260H31ZM41 261H42V260H41ZM54 261H55V260H54ZM73 261H74V260H73ZM78 261H79V262H78ZM86 261H87V260H86ZM109 261L112 262V260H109ZM113 261H114V260H113ZM177 261H178V262H177ZM25 262H26V261H25ZM34 262H35V263H34ZM34 262H33V264H36V260H35ZM42 262H43V261H42ZM42 262H40V263H42ZM57 262H58V261H57ZM57 262H55V263H57ZM93 262H94V261H93ZM95 262H96V261H95ZM104 262H105V261H104ZM106 262H107V261H106ZM106 262H105V263H106ZM114 262H116V261H114ZM197 262H198V259H197ZM44 263H45V262H44ZM48 263H50V261H49ZM48 263H46V264H48ZM51 263H53V262L51 261ZM51 263H50V264H51ZM55 263H54V264H55ZM82 263H83V262H82ZM90 263H91V262H90ZM97 263H98V262H97ZM107 263H108V262H107ZM117 263H116V264H117ZM195 263H196V262H195ZM198 263H199V262H198ZM24 264H25V263H24ZM42 264H43V263H42ZM59 264H60V263H59ZM72 264H73V263H72ZM83 264H86V263H83ZM98 264H99V263H98ZM196 264H197V263H196ZM222 264H223V263H222ZM262 264H263V263H262Z\"/></svg>",
    "mask_w": 264,
    "mask_h": 264
},
{
    "label": "crops",
    "instance_id": "0c3cea01",
    "mask_svg": "<svg viewBox=\"0 0 264 264\" xmlns=\"http://www.w3.org/2000/svg\"><path fill=\"white\" fill-rule=\"evenodd\" d=\"M16 143L19 144L20 146V133L15 131L14 135ZM18 150V147L15 149V151ZM15 168V167H14ZM7 200L4 197L2 193H0V225L3 226L2 230L0 231V239L6 234L8 231L10 225H9V209H8V204Z\"/></svg>",
    "mask_w": 264,
    "mask_h": 264
}]
</instances>
